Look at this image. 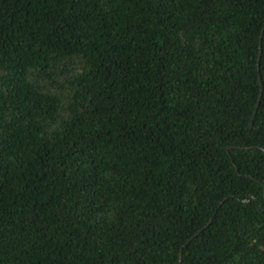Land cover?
Listing matches in <instances>:
<instances>
[{"label": "trees", "instance_id": "16d2710c", "mask_svg": "<svg viewBox=\"0 0 264 264\" xmlns=\"http://www.w3.org/2000/svg\"><path fill=\"white\" fill-rule=\"evenodd\" d=\"M263 28L264 0H0V264H264Z\"/></svg>", "mask_w": 264, "mask_h": 264}, {"label": "water", "instance_id": "95a60500", "mask_svg": "<svg viewBox=\"0 0 264 264\" xmlns=\"http://www.w3.org/2000/svg\"><path fill=\"white\" fill-rule=\"evenodd\" d=\"M263 31H264V28L260 34V38H259V46H258V65H259V60H260V56H261V40H262V36H263ZM261 94H262V87H261V90L259 92V98H258V101H257V104L255 106V110H254V114L256 113V110H257V106H258V103H259V100H260V97H261ZM253 114V116H254ZM246 148H250V147H246ZM211 219L209 220V222L205 225V227L210 223ZM200 231H197L195 233V235H197ZM189 241V240H188ZM187 241V242H188Z\"/></svg>", "mask_w": 264, "mask_h": 264}]
</instances>
